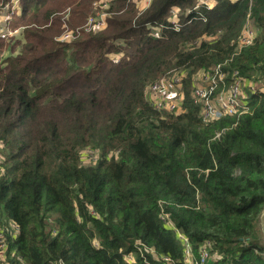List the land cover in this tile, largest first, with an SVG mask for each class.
I'll list each match as a JSON object with an SVG mask.
<instances>
[{"label": "trees", "instance_id": "1", "mask_svg": "<svg viewBox=\"0 0 264 264\" xmlns=\"http://www.w3.org/2000/svg\"><path fill=\"white\" fill-rule=\"evenodd\" d=\"M94 1L21 0L10 21L22 35L0 38V264H184L163 213L196 257L210 240L221 255L213 264H264L253 241L264 212V93L247 113L210 123L191 98L196 73L225 61L264 76V0H215L186 18L197 0H153L142 14L115 0L104 30L60 43L64 13L80 27ZM172 7L180 30L152 37L148 24L170 25ZM249 12L259 35L232 56ZM174 71L186 73L182 109L158 111L143 94ZM88 149L96 162L83 159Z\"/></svg>", "mask_w": 264, "mask_h": 264}, {"label": "built area", "instance_id": "2", "mask_svg": "<svg viewBox=\"0 0 264 264\" xmlns=\"http://www.w3.org/2000/svg\"><path fill=\"white\" fill-rule=\"evenodd\" d=\"M21 0H11L10 4L4 6L9 9L7 18L11 19L13 14L17 12ZM115 0H97L93 3L94 13L87 17L84 25L80 27H70L65 21L71 14L68 9L64 13V25L62 33L57 37V40L63 43H72L84 33H92L103 30L107 27L108 19L111 17L110 8ZM138 6L139 14H142L153 3V0H128ZM215 5V0H197L193 9H188L184 17L191 13L198 12L201 6L207 9H212ZM181 9L172 7L168 21L170 25L163 23L152 25L148 24L152 37H159L164 28L172 26L176 30H180L182 21L180 18ZM196 16L194 15V18ZM188 22H191L188 20ZM20 29L11 28L9 20L0 22V38L12 39L18 36ZM259 35V29L254 24L251 17V12L248 13L246 22L240 31L238 37L233 39L231 45L233 47L232 56L239 55L243 49L251 46L256 41ZM227 61L219 63L209 70H200L194 77V84L191 91V98L194 104L201 109L202 119L206 123L213 122L225 116H240L249 111V102L255 94L264 93V76L249 79L237 70H226ZM186 73L180 71L170 72L167 76L162 77L148 85L143 98L144 101L152 108L158 111H178L182 109L184 102V79ZM88 157V158H87ZM98 153L92 149L86 150L83 159H89L93 162L98 160ZM162 218L170 224L177 232L178 239L183 245L184 264H213L221 258L220 253L215 249L214 243L207 240L201 247L198 256L194 254L189 238L177 230L166 213H163ZM11 230L16 233L19 228L16 224L10 223ZM137 248L142 256L144 252H149L154 257L159 258L153 247H147L141 242L137 243ZM7 246V240L4 231L0 228V259H4V252ZM146 258V257H145ZM162 260L168 263L175 261L166 255H163ZM129 263L135 262L133 253L127 256ZM54 264H64L62 261H57ZM150 264V263H147Z\"/></svg>", "mask_w": 264, "mask_h": 264}, {"label": "rangeland", "instance_id": "3", "mask_svg": "<svg viewBox=\"0 0 264 264\" xmlns=\"http://www.w3.org/2000/svg\"><path fill=\"white\" fill-rule=\"evenodd\" d=\"M95 1H97V0H95ZM19 6H21V3ZM112 15L113 14H111V16ZM5 18H6L5 11L0 12V21H4ZM107 26H108V24H107ZM101 31L102 30L96 31V32H101ZM6 155H7V151H5V149L3 148V145L0 144V176L4 175L6 172L5 167L3 165ZM86 160H89V159H86ZM7 167H8V165H7ZM253 241H255L257 244L264 247V213H263V216L260 217V219L258 220V222L256 224V232H255V235L253 236Z\"/></svg>", "mask_w": 264, "mask_h": 264}, {"label": "clouds", "instance_id": "4", "mask_svg": "<svg viewBox=\"0 0 264 264\" xmlns=\"http://www.w3.org/2000/svg\"><path fill=\"white\" fill-rule=\"evenodd\" d=\"M20 3H21V1H20ZM7 4H10V2H8V3L2 5V9H3L2 11H6V12H7V13H6V18H5V20L8 19V20H9V26H10L11 28H15V27H12V26H11V22H12V21H10V20L13 19V18L15 17V15H17V14L19 13L20 6H19L17 12H15V13L13 14V17H12L11 19H9V18H7V16L9 15L8 13H9L10 10H9V9L6 10V9L4 8V6L7 5ZM2 11H1V12H2ZM0 22H1V21H0ZM15 29H20V33H19V35L16 36V37H20V36L22 35V33H23V32H22V31H23V30H22L23 28H15ZM61 33H62V32H61ZM58 36H59V35H58ZM58 36H57V37H58ZM16 37H15V38H16ZM56 39H57V38H56ZM59 42H60V41H59ZM60 43H63V42H60ZM63 44H70V43H63Z\"/></svg>", "mask_w": 264, "mask_h": 264}, {"label": "crops", "instance_id": "5", "mask_svg": "<svg viewBox=\"0 0 264 264\" xmlns=\"http://www.w3.org/2000/svg\"><path fill=\"white\" fill-rule=\"evenodd\" d=\"M7 12L5 11V14H6ZM264 213V212H263ZM262 216H263V214H262Z\"/></svg>", "mask_w": 264, "mask_h": 264}]
</instances>
